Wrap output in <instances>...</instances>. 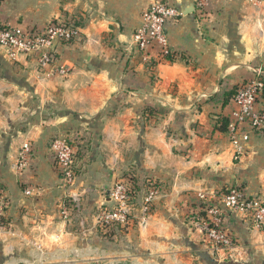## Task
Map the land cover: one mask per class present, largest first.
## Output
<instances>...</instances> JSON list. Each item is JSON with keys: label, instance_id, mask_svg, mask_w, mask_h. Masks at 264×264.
Listing matches in <instances>:
<instances>
[{"label": "crops", "instance_id": "crops-1", "mask_svg": "<svg viewBox=\"0 0 264 264\" xmlns=\"http://www.w3.org/2000/svg\"><path fill=\"white\" fill-rule=\"evenodd\" d=\"M160 2L181 13L167 29L171 61L132 37ZM190 7L194 0H0V23L12 27L82 21L54 66L0 48V264H211L191 220L195 196L239 188L264 204V134L248 131L238 151L217 128L218 118L230 121L225 95L264 77V0H210L203 15H183ZM145 108L162 115L144 122ZM58 136L85 150L71 187L52 158ZM26 143L32 155L19 168ZM129 173L140 193L147 181L158 187L151 211L141 225L105 230L109 190ZM226 216L239 244L230 262L264 264V224Z\"/></svg>", "mask_w": 264, "mask_h": 264}, {"label": "built area", "instance_id": "built-area-1", "mask_svg": "<svg viewBox=\"0 0 264 264\" xmlns=\"http://www.w3.org/2000/svg\"><path fill=\"white\" fill-rule=\"evenodd\" d=\"M210 0H194V9L203 15ZM181 13L166 3L151 4L141 15L140 25L133 33V42L138 50L146 53L147 49H156L158 59L175 60V53L170 51L167 29L175 24ZM81 30L75 25L72 17H58L43 27L9 26L0 23V48L8 51L14 58L23 55L33 58L38 67L54 66L57 62L56 47L65 41L79 40ZM57 73L66 74L63 68ZM258 73L255 80L236 87L232 98V111L227 130V137L236 150H241L242 143L248 140L247 132L264 134V102L260 97L262 83ZM54 164L61 176L62 185L71 187L77 180V151L65 136H58L50 143ZM32 155L31 146H22L18 158V167H24ZM135 177L130 173L114 184L109 190L111 205L106 207L100 217L101 226L107 230L115 225L127 229L137 221L143 224L150 213L158 187L153 181H147L145 190L140 193L136 189ZM29 194V192H26ZM197 212H193L191 220L201 231L202 244L214 261L223 263L233 260L239 250V244L226 224V213L247 214L255 225L264 224V204L257 199L249 200L242 190L231 189L227 194H218L211 199L201 193L195 196ZM63 206V205H62ZM205 213L204 216L199 211ZM135 225V224H134Z\"/></svg>", "mask_w": 264, "mask_h": 264}, {"label": "trees", "instance_id": "trees-1", "mask_svg": "<svg viewBox=\"0 0 264 264\" xmlns=\"http://www.w3.org/2000/svg\"><path fill=\"white\" fill-rule=\"evenodd\" d=\"M75 25L79 28L82 27V21L80 19L75 20ZM78 42V40H69V41H65L63 43V45H72L74 43ZM56 50H58V47H56ZM150 65H153V62L150 63ZM259 81L262 83V89H261V99L262 102H264V77L261 76L259 77ZM235 91H236V87H234L230 92H228L225 95V102L226 103L228 100H232V98L235 95ZM232 102V101H231ZM162 113L160 112V110H158L157 108H145L142 114V119L144 122L150 121V120H156L157 118H159V116H161ZM217 123H218V131L222 132V133H226L228 130V125H229V119L226 117H220L217 119ZM75 146H77L78 151H77V156L79 158H81L83 155V152L85 151L83 146H80L78 144H76ZM78 174V173H77ZM140 190V187H138ZM236 190H241L239 188H234ZM231 190V189H230ZM230 190H223L220 194H227L229 193ZM201 216H204V213L201 212ZM114 227H117V225H115ZM109 234V233H108ZM207 256V259H209V261H211V264H216L217 262L213 260V258H211L209 256L208 253H204ZM231 260L225 261L223 263L220 264H234L230 262Z\"/></svg>", "mask_w": 264, "mask_h": 264}, {"label": "water", "instance_id": "water-1", "mask_svg": "<svg viewBox=\"0 0 264 264\" xmlns=\"http://www.w3.org/2000/svg\"><path fill=\"white\" fill-rule=\"evenodd\" d=\"M193 11H194V8L190 7V9L186 10L183 15H187V14L193 13Z\"/></svg>", "mask_w": 264, "mask_h": 264}, {"label": "rangeland", "instance_id": "rangeland-1", "mask_svg": "<svg viewBox=\"0 0 264 264\" xmlns=\"http://www.w3.org/2000/svg\"><path fill=\"white\" fill-rule=\"evenodd\" d=\"M75 149H76V151H77V148H76V147H75ZM136 223H137V221L135 220L134 224H136ZM134 224H133V225H134Z\"/></svg>", "mask_w": 264, "mask_h": 264}]
</instances>
